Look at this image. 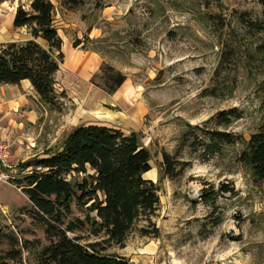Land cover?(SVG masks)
<instances>
[{
	"label": "rangeland",
	"instance_id": "1",
	"mask_svg": "<svg viewBox=\"0 0 264 264\" xmlns=\"http://www.w3.org/2000/svg\"><path fill=\"white\" fill-rule=\"evenodd\" d=\"M9 1L0 0L1 18ZM12 1L28 7L30 0ZM51 1L64 54L55 76L62 105L53 109L31 96L35 123L25 122L23 115L16 125L9 120L15 138L6 140L15 178L23 174L21 162L56 149L79 124L135 131L151 154L145 178L158 186L153 217L158 235L134 229L123 247L110 245L106 251L134 264H264L263 193L237 160L241 138L248 140L264 118L258 91L264 57L247 55L257 40L241 22L243 13L245 19L263 17L259 1L87 0L76 8ZM222 49L230 59L215 77ZM106 65L126 77L114 92L105 87ZM213 89L216 95L210 94ZM230 109L236 117L217 124L216 116ZM215 130L234 140L211 154L205 143ZM164 153L173 163L166 176L161 173ZM14 179L0 181V226L17 237L23 264H37V251L47 240L29 217V201ZM222 184L233 191L220 192ZM204 189L214 208L203 203ZM84 216L72 205L70 218ZM77 234L82 242L99 240L86 231ZM8 247L0 242L1 251Z\"/></svg>",
	"mask_w": 264,
	"mask_h": 264
},
{
	"label": "trees",
	"instance_id": "2",
	"mask_svg": "<svg viewBox=\"0 0 264 264\" xmlns=\"http://www.w3.org/2000/svg\"><path fill=\"white\" fill-rule=\"evenodd\" d=\"M87 0H58L64 8H76ZM261 19H245L243 28L257 42L252 59L264 57V0ZM55 6L51 0H30L28 7L18 4L12 25L24 28L29 38L23 41L0 42V84H19L28 80L39 100L53 109H60L62 93H57L55 76L64 54L62 38L54 23ZM80 42L76 41L74 46ZM230 59L222 49L214 76L219 77ZM103 79L108 92H114L126 77L111 66H103ZM211 90L210 94L216 95ZM264 105V78L258 83ZM233 110H223L217 124L226 125L236 116ZM232 135L224 131L209 132L205 146L211 154L220 151L221 144L232 143ZM242 148L237 160L250 174L251 181L263 193L264 203V118L248 140L241 138ZM151 154L142 144L138 133H125L120 128L99 123H82L73 127L61 144L42 156H33L19 164L23 172L13 181L21 187L30 207L31 220L42 226L47 243L36 254L37 264H134L124 255L107 252L110 245L123 247L129 233L137 229L141 235H158L153 217L159 206L158 186L145 178L151 169ZM173 163L163 154L162 176L170 175ZM78 175H82L81 178ZM222 193L233 191L227 184ZM203 203L215 207L208 190L202 194ZM72 205L83 209L84 218L73 217ZM86 231L95 241L82 242L80 232ZM9 246L0 250V264L10 261L23 264L18 239L0 226V242ZM25 246L27 240H25Z\"/></svg>",
	"mask_w": 264,
	"mask_h": 264
},
{
	"label": "crops",
	"instance_id": "3",
	"mask_svg": "<svg viewBox=\"0 0 264 264\" xmlns=\"http://www.w3.org/2000/svg\"><path fill=\"white\" fill-rule=\"evenodd\" d=\"M8 10L3 18L0 17V42L23 41L29 38L24 28L14 29L12 20L17 4L9 1ZM39 101V97L28 80H22L19 84H0V138L1 140H14V127L23 115L24 121L30 125L37 120V114L30 103L29 97ZM12 118V119H11ZM16 119V120H15ZM15 120V121H14Z\"/></svg>",
	"mask_w": 264,
	"mask_h": 264
},
{
	"label": "built area",
	"instance_id": "4",
	"mask_svg": "<svg viewBox=\"0 0 264 264\" xmlns=\"http://www.w3.org/2000/svg\"><path fill=\"white\" fill-rule=\"evenodd\" d=\"M9 140H0V181H9L15 178V169L10 164Z\"/></svg>",
	"mask_w": 264,
	"mask_h": 264
}]
</instances>
